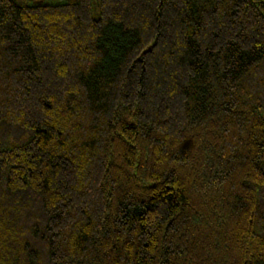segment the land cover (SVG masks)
<instances>
[{
    "label": "trees",
    "instance_id": "obj_1",
    "mask_svg": "<svg viewBox=\"0 0 264 264\" xmlns=\"http://www.w3.org/2000/svg\"><path fill=\"white\" fill-rule=\"evenodd\" d=\"M0 264H264V0H0Z\"/></svg>",
    "mask_w": 264,
    "mask_h": 264
}]
</instances>
